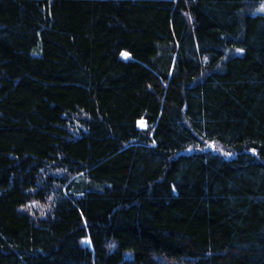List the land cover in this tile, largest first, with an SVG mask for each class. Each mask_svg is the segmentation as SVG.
Returning <instances> with one entry per match:
<instances>
[{"label": "trees", "instance_id": "trees-1", "mask_svg": "<svg viewBox=\"0 0 264 264\" xmlns=\"http://www.w3.org/2000/svg\"><path fill=\"white\" fill-rule=\"evenodd\" d=\"M263 8L0 0V264H264Z\"/></svg>", "mask_w": 264, "mask_h": 264}, {"label": "rangeland", "instance_id": "rangeland-1", "mask_svg": "<svg viewBox=\"0 0 264 264\" xmlns=\"http://www.w3.org/2000/svg\"><path fill=\"white\" fill-rule=\"evenodd\" d=\"M263 10H264V8H263ZM263 10L261 9V11H263ZM141 125L144 126L143 123H141ZM205 147L207 149H211V150H221L220 149L221 147L216 143H208ZM127 257H129V255H127Z\"/></svg>", "mask_w": 264, "mask_h": 264}, {"label": "snow or ice", "instance_id": "snow-or-ice-1", "mask_svg": "<svg viewBox=\"0 0 264 264\" xmlns=\"http://www.w3.org/2000/svg\"><path fill=\"white\" fill-rule=\"evenodd\" d=\"M125 55H127V54H125ZM84 242H85V243H89V244L91 243V241H90V240H87V241H84Z\"/></svg>", "mask_w": 264, "mask_h": 264}]
</instances>
